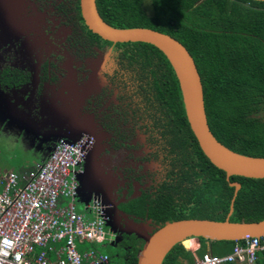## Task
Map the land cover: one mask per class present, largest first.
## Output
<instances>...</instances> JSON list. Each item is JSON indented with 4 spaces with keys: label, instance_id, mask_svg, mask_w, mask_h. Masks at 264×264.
Instances as JSON below:
<instances>
[{
    "label": "trees",
    "instance_id": "trees-1",
    "mask_svg": "<svg viewBox=\"0 0 264 264\" xmlns=\"http://www.w3.org/2000/svg\"><path fill=\"white\" fill-rule=\"evenodd\" d=\"M96 6L112 26L149 27L179 40L200 74L213 135L235 152L264 157V1L96 0ZM58 7L72 27L70 39L74 46L86 54H94V48H111L114 52L117 68L110 83H116L124 94L122 76L127 75L132 95L139 100L130 111L122 109L118 114L145 117L147 122L142 127L151 134L154 150L163 152L160 161L166 168L164 178L152 191H142L121 202L119 208L137 220L150 219L159 225L182 218L223 220L234 195L229 182L237 181L241 187L230 220L264 218V178L230 176L227 180L225 172L208 160L189 127L179 82L165 55L149 43L102 39L84 24L78 0H62ZM25 79L23 74L1 72V83L8 86ZM122 123L127 119L121 117L114 131L124 139L125 129L120 133ZM116 140L118 145L123 144ZM156 152L152 157H158ZM134 235L125 237L122 244L127 246L123 264H137L143 240L138 243ZM197 238L198 256L206 252L207 242L212 254L222 255L230 252L236 241ZM183 242L189 244L188 240ZM193 259V254L177 243L162 264H193ZM259 263L264 264V251L259 253Z\"/></svg>",
    "mask_w": 264,
    "mask_h": 264
},
{
    "label": "rangeland",
    "instance_id": "rangeland-1",
    "mask_svg": "<svg viewBox=\"0 0 264 264\" xmlns=\"http://www.w3.org/2000/svg\"><path fill=\"white\" fill-rule=\"evenodd\" d=\"M59 1L0 0V72L6 66H13L30 73L29 82L20 90L4 87L0 82V174L7 172L8 169L18 170L20 167L34 166L37 161L40 162L44 157V151L51 147L53 141L56 142L54 137L50 140L47 135L48 130L54 127V123L63 130L67 128L66 124L72 115L85 114L93 120L92 116L95 114L94 111L90 112L91 105L87 100L91 98V93L106 86L105 73L111 74L117 68L114 52L110 48L96 49L95 54L89 57L76 55V48L72 47L73 42L69 38L72 28L65 23L66 18L55 7ZM79 52L83 53L82 50ZM44 62L49 76L42 81L41 67L44 66ZM52 77L56 79L52 81ZM122 80L125 95L116 85L115 89L107 88L99 104L94 102L93 108L98 114L103 115L112 103L122 104L121 107L129 111L132 106L138 104L139 100L132 95L134 91L132 82L127 75H123ZM119 96H124V99ZM129 102L131 104L128 105ZM61 104L64 111L58 114L55 110L58 106L61 107ZM77 118L71 122L69 127L71 134L64 135V140L74 141L82 131H89L88 122ZM143 118L138 119V116L127 118L128 125L132 124L135 127L134 135L129 141L131 147L111 152H104V147H101L97 160L93 155L92 176L93 173L96 174L91 181L98 185V191L91 193V187L86 183L89 179L90 156L80 163V167L86 170V173L78 179L79 204L89 201L92 196L98 199L101 205H106V209L115 217L118 213L117 203L130 197L127 194L131 189L126 179L128 175L131 179L135 176L140 178L139 181L133 182L134 188H150L164 178L166 168L160 161L163 152L154 150L156 146L154 141L152 142L151 134L142 127L147 122V119ZM153 151L157 153V158L150 156ZM21 169L22 172L26 170ZM97 174L100 178H97ZM121 187L123 192L120 193ZM133 195H136V192ZM123 217L125 216L120 218ZM235 219L237 218L232 217L231 221ZM128 222V229L122 225L118 231L113 230L108 224L107 227L112 231L111 238H119L125 230L128 234H135L138 239L142 237L141 234L147 233V222L146 225L132 219ZM150 230L152 229L149 228L148 231ZM90 247H96L101 252L117 253L115 248L107 244L90 242L77 244L81 252Z\"/></svg>",
    "mask_w": 264,
    "mask_h": 264
},
{
    "label": "built area",
    "instance_id": "built-area-1",
    "mask_svg": "<svg viewBox=\"0 0 264 264\" xmlns=\"http://www.w3.org/2000/svg\"><path fill=\"white\" fill-rule=\"evenodd\" d=\"M92 137L59 139L32 171H9L0 176V264H108L109 256L96 247L109 244L107 216L98 199L78 203L80 163ZM263 236L236 240L232 250L195 256L193 264H260Z\"/></svg>",
    "mask_w": 264,
    "mask_h": 264
},
{
    "label": "water",
    "instance_id": "water-1",
    "mask_svg": "<svg viewBox=\"0 0 264 264\" xmlns=\"http://www.w3.org/2000/svg\"><path fill=\"white\" fill-rule=\"evenodd\" d=\"M78 3L84 24L102 39L113 43H149L165 55L178 79L189 127L204 155L215 167L225 172L227 180L230 176L264 178V157L235 152L218 141L211 132L205 112L200 74L193 57L179 40L149 27L112 26L99 14L96 0H78ZM229 185L234 187V195L225 219L182 218L157 225L141 234L143 244L137 254V264H162L165 255L175 244L190 237L240 240L247 235L263 236L264 218L253 221L230 220L233 201L241 184L230 181Z\"/></svg>",
    "mask_w": 264,
    "mask_h": 264
},
{
    "label": "flooded vegetation",
    "instance_id": "flooded-vegetation-1",
    "mask_svg": "<svg viewBox=\"0 0 264 264\" xmlns=\"http://www.w3.org/2000/svg\"><path fill=\"white\" fill-rule=\"evenodd\" d=\"M61 1L62 0H60L59 3ZM59 3H57V4L55 3L56 4L55 7H56V9L62 15V12H61V10L58 7L59 6ZM65 23H67V25H69L68 22H67V20L65 21ZM70 27H71V25H70ZM71 32H72V30H71ZM72 47L76 48V51H77L76 52V55H78L80 57H89V56H93L95 54V51H94V54H86V52L84 53V50H82L83 53L82 52H79V51H81V48L78 49V47L77 46H74L73 43H72ZM96 49L97 48H94V50H96ZM97 50H100V49H97ZM51 65L54 66L53 64H51ZM46 66H47L46 65V62H44V66L41 67V71H42L41 72L42 73L41 78H42V81H45L48 78V76H49L48 75L49 74L48 73V68ZM44 68L46 70L45 71L46 73L44 72ZM3 71H6L8 74H11V73L23 74L25 76V78H26L24 81H22L18 85L8 86L6 84L1 83L2 86H4V87H8V88L13 89V90H20V89H23V87H25V85L29 82L30 73L28 71L24 70V69H21V68H18V67H13V66H6V67H4L1 70V72H3ZM1 72H0V82H1ZM112 73H113V71L111 72V74L110 73H105V77H106V80H107L106 86H102L101 90L91 93L90 94L91 98H88V100H87L88 104L91 105L90 112L91 111L92 112L94 111V114H95V115L92 116V119L93 120L89 119L88 115H85V114L82 115V116H73L72 115V117L69 118L71 116V114H70V116L68 117L69 118L68 124H66L67 125V128L66 129H64V128H63V130L62 129H59V127H57V125L54 123V125H55L54 127L55 128L53 127L51 130H48L49 133L47 134L49 137H54V140H57L59 137H63L66 134L67 135H70L71 134V131L69 130V127H70L71 122L76 117H78L77 119H81L82 121L85 120V121L88 122V124L90 125L89 131H82V133L79 136H81V135H87V136H91L92 137L91 146L87 150V152L85 154V157H84V160H85V158H87V157L89 158V156H90L89 160H90V163L91 164H89V169H88L89 170L88 171L89 172V176H88L89 179H88V181L86 183L90 185L91 190H92L91 193L93 191H98V185H96L95 182H92L91 181V180H93V177L96 174V173H93V176H92L91 169H92V163H93V155H95V160H97L98 159L97 156H98V153L100 152V148L101 147H104L103 148V151L104 152L116 151V150L121 149L123 147H131L132 144H130L129 141L132 139V136L134 135V131H135V130L134 131H131V129L134 128V125L130 124V126H129L128 125L129 124L128 121L125 124L122 123L121 124V127L122 128H120V133L122 131H124V129L126 131V135H125V138L124 139H121L120 136H119V134H116L115 131H114V128H116V127L119 126V120H120V118L121 117L122 118L124 117V119H125L127 117V116L118 114V111H120V110L122 111V109H123L121 107L122 104H118V103L117 104H113L112 103L111 106L109 104V106L107 107V109L105 110V112L103 113V115L102 114H98V112H96V110L93 108L94 105H95L94 102L96 101V103L99 104V100L104 96L107 88L115 89V84L116 83H113V84L110 83V80L113 79V77H111L112 76ZM55 79H56L55 77H52L51 80L53 81ZM41 85H42V82H40L39 87H41ZM40 91H42V89ZM62 105L63 104H61V107L58 106V109L55 110L58 114H59V112L62 113L64 111V109L62 108ZM85 110H87V109H85ZM58 114H57V117H58ZM64 114H65V112H64ZM113 118L115 119V121H114ZM110 121H111V123H110ZM124 126H126V127L129 126V127L128 128H124ZM55 135H56V137H55ZM116 139H119L120 142H123V144L118 145L119 141H117ZM148 139H149V137H148ZM54 143H55V141H53V143H51L50 145L52 146V145H54ZM47 148L48 147H46V149ZM152 153L150 154V156H152ZM116 169H120V168H116ZM120 170L122 171V169H120ZM85 173H86V170H83L81 168V172L79 173L80 176L78 175V179L81 177V175H85ZM96 176H97V178L98 177L100 178L99 174H97ZM126 179L128 181V184L131 187V189H129V191L127 192V194L130 197L127 198L126 200H122V201H119L117 203L116 207L118 209V213L115 215V217L113 216V213H111L110 210L106 209V207H105L106 205L103 206L104 207L105 214H106V216L108 218L107 223L109 222L108 224L110 225V227L113 230L118 231L121 228L122 225H124V227L126 229H128L127 223H129L128 221L130 219H132V220H134L136 222H143L144 224L147 222L148 225L145 224L146 227L148 229L149 228L154 229L159 224L153 223L150 219H144L143 220V219L139 218L137 220V219H135V216L133 214H127L125 211L121 210L119 208V204L121 202H126L129 199H131V198L139 195L142 191H152L153 188H154V186H156V184L158 182L153 187L151 186L150 188H148V187H139V188H136L135 187L134 188L133 187V182H135V181L137 182V180L139 181L140 178L138 176L137 177L135 176V178L131 179L130 178V175H128V177ZM90 182H91V184H90ZM119 192L120 193L123 192V188L122 187L119 188ZM134 192H136V195H133ZM90 198H92V196H90ZM119 215H121V216L124 215L125 217L120 218L121 216H119ZM148 229H146V232H148ZM132 234L133 233L128 234L127 233V230H125V232H123V233H121L119 235L120 237L117 238L118 240L116 238H112L113 241H112V239L109 241V244L108 245L110 247H112V248H115L117 250V253H108V256H109L108 264H123L124 263V261L126 260V257L124 255V253H125V251H127V246L126 245L122 246V244H123L124 241H126L128 239V236L129 235H132ZM134 236L136 237V235H134ZM125 237H127L126 240H125ZM137 240H138V243H140V241H142L143 239L142 238H139V239L137 238Z\"/></svg>",
    "mask_w": 264,
    "mask_h": 264
},
{
    "label": "crops",
    "instance_id": "crops-1",
    "mask_svg": "<svg viewBox=\"0 0 264 264\" xmlns=\"http://www.w3.org/2000/svg\"><path fill=\"white\" fill-rule=\"evenodd\" d=\"M15 117H17L16 115H15ZM18 117H19V115H18ZM55 126V125H54ZM55 128V127H54ZM54 136V135H53ZM79 137V136H78ZM77 137V138H78ZM50 138V140H51V137H49ZM58 140H56V142H57ZM56 142L54 143V145L56 144ZM54 145H52L50 148H48L46 151H44L45 152V154H44V157H43V159H41L40 161H43L46 157H47V155L50 153V151L52 150V148H53V146ZM38 162V161H37ZM34 166H35V164H34ZM34 166H28V167H26V166H24V167H20L18 170H15V169H8V171L7 172H4V173H2V174H0V176H4V175H6L9 171H17L19 174H26V173H28L29 171V169L31 170V169H33V167ZM21 168H24V169H26L25 171H21L22 169ZM21 171V172H20ZM91 199V198H90ZM86 202V201H85ZM185 240H188V242H189V244L187 243V242H181L182 243V245L185 247V249L186 250H188V251H190L192 254H193V256L195 257V256H198L197 254H196V250L198 249V247L200 246V242H199V240H198V238L197 237H190V238H187V239H185ZM184 240V241H185ZM206 252H210V253H212L211 252V244H210V242H207V250H206ZM194 260V259H193ZM184 264H187V262L186 261H184ZM232 264H240V263H232Z\"/></svg>",
    "mask_w": 264,
    "mask_h": 264
}]
</instances>
